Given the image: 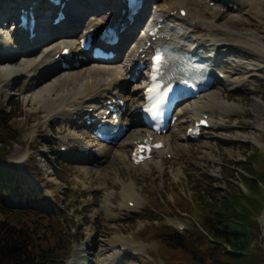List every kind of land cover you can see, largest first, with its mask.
Masks as SVG:
<instances>
[{"label":"rangeland","instance_id":"rangeland-1","mask_svg":"<svg viewBox=\"0 0 264 264\" xmlns=\"http://www.w3.org/2000/svg\"><path fill=\"white\" fill-rule=\"evenodd\" d=\"M41 1L37 0V4ZM11 2L0 0V9L6 3L10 7ZM18 2L26 4L28 0ZM111 2L114 3V0ZM164 2L168 0H154V6L159 7ZM211 4L208 6L212 7ZM149 7L150 4H145L146 9ZM7 11L12 14L14 9ZM256 12L249 11L244 17L247 19L245 23L228 22L262 37L264 14L257 15ZM9 28L10 24L0 21V33ZM140 31H145V28ZM35 54L36 51H27L21 56L28 58ZM262 65L264 67V61ZM46 77L50 78L47 74ZM241 79L239 77L237 81ZM11 83L8 89H0V107L18 116L6 127L1 125L0 133L4 135L3 130H9L7 135L13 144L4 157L9 163L30 174L23 187L28 186L34 190L32 192L40 193L35 204L55 214L60 224H57L58 230L71 243L67 261H59L57 264H67L72 260L74 245H80L89 233L103 252L102 258H111L109 264H191L183 252L164 247L152 236L159 233L163 226L177 230V226L182 225L185 230L191 224H197V214L189 215L192 211L188 213L184 206H180L183 201L189 204L193 202L194 187H200L207 178L220 179V167L225 161L242 160L249 154L245 146L256 147L264 153V118L258 127L252 124L257 120V109L252 106V101H261L264 106L263 79L251 78L246 90L228 89L221 83L213 85L208 92L216 94L229 105V112H220L224 128L211 125L196 142L174 141L175 159L170 160L164 172L155 169L152 162L138 167L131 166L127 157L124 160L108 156L95 159L87 152L83 154L75 149L72 140L81 131L71 124L70 114L65 108L60 107V97L54 101L49 98L31 100V91H27V82L23 76ZM134 83H128V87ZM188 117L189 114L184 112V116L181 115V120H178L184 123L189 120ZM69 135L70 138L67 137ZM127 136H133L132 129L119 141L126 140ZM60 141L70 143L65 152L60 151ZM129 181L135 183L139 195L138 208L131 212L121 207V190ZM216 184L223 187L218 182ZM236 185H240L238 181ZM10 201L12 204L18 203V199ZM260 229L259 239L264 249L262 222ZM145 232H151L150 236L143 235ZM108 240L113 242L116 251L120 253L119 259L113 257V250L107 245L110 242ZM132 243L143 246L133 249ZM89 255L91 258L96 257L94 264H100L97 252L91 251Z\"/></svg>","mask_w":264,"mask_h":264},{"label":"bare ground","instance_id":"bare-ground-1","mask_svg":"<svg viewBox=\"0 0 264 264\" xmlns=\"http://www.w3.org/2000/svg\"><path fill=\"white\" fill-rule=\"evenodd\" d=\"M212 1L168 0L154 10L151 9L143 23L141 17L137 15L134 22L120 33V41L114 46H109V49L117 52L118 55L110 60L95 61L87 57L77 41L79 37L75 36L88 28L96 31L105 27L106 23L113 22L117 18V13L113 12L117 8L116 3H112L111 0H80L78 4L66 9L68 17L66 23L72 30L65 35H53V33L62 32L60 28L65 23L47 27L44 16L37 11L39 9L37 0H28L24 5H21L18 0H12L10 7H7L6 3L0 9V21L6 22L11 15L8 9L11 11L14 9L15 12L19 6H31L37 20L36 34L31 40L28 39L27 32H22L21 39L16 38L13 26L0 33V89H8L12 80L23 76L27 82V91H31L29 94L31 100L40 101L49 98L50 101H54L60 97V107L65 108L70 114L71 124L76 125L75 128L81 131L79 135L72 138L75 149L83 154L87 152L95 159H105L108 156L124 160L127 157L129 164L135 166L130 160L135 146L133 141L143 138L146 132L140 124L139 114L135 111V107L143 103L141 82L145 78L146 70L142 69L138 72L135 83L131 87H128L125 80L131 68L145 53L144 50H139L150 40L146 35L149 26L151 28L159 26V37L156 42L163 41L182 52H196L207 58L211 67L210 77L214 82L209 90L218 83L228 89L246 90L251 78L264 80L262 65L264 60L260 61L261 58L264 59V34L261 37L258 33L241 30L228 22L233 21L235 24L247 22L244 17L251 10L256 12L258 9L256 14L263 15L264 0H231L230 5L214 2L212 7H209ZM52 9L57 8L53 6ZM182 9L186 12L184 16L179 13ZM123 18L124 16L121 22ZM145 25V31L141 32L140 29L143 30ZM48 36L51 37L47 38ZM129 37L132 39L131 44L127 42ZM63 48H69L72 54L69 66L64 68L54 58ZM27 51L29 53L36 51V54L28 58L22 57V53ZM76 56L79 60L73 58ZM45 72L50 78L46 79V74H43ZM239 77L242 78L241 81H237ZM117 99L123 101L124 111L121 123L132 129L133 136H127L126 140L118 141L119 143L115 145L100 143L94 139L91 130H88L90 127L93 129V124L88 127L84 124V120L87 116L102 119L110 106L119 110L120 106L116 105ZM258 103L257 100L252 101V106L257 109V120L252 124L257 127L264 118V106L261 101L260 105ZM90 107H98V109L91 113L87 112ZM228 108L226 101L208 91L195 99L186 101L174 114L184 116L185 112L189 114L190 122L186 120L180 123L181 119L177 120L164 134L157 136V140L163 141V148L156 150L151 159L137 166H147L149 162H152L155 169L164 172L170 160L175 159L174 141L176 143V140L180 139L181 143H184L186 128L198 121L202 114L207 115L210 126L224 128L220 112H229ZM184 125V130L181 132ZM251 136L250 138L254 141V136ZM67 137L70 138V135ZM69 144L67 141H60V147L69 148ZM167 154H170V160L165 158ZM121 196L123 198L121 207L124 210L131 212L138 208L139 195L133 181L125 183ZM129 200L133 202L131 208L127 204ZM261 222L264 224V212ZM90 238L89 233L87 239ZM108 241L110 242L107 245L113 250V257L119 259L120 253L116 251L113 242ZM133 244L131 248L137 249L138 246ZM82 246L75 247L73 259L69 264H94L96 257H89V252L83 251ZM95 252L98 253L97 260L100 264H109L111 258H102L103 252L99 245H96Z\"/></svg>","mask_w":264,"mask_h":264},{"label":"trees","instance_id":"trees-1","mask_svg":"<svg viewBox=\"0 0 264 264\" xmlns=\"http://www.w3.org/2000/svg\"><path fill=\"white\" fill-rule=\"evenodd\" d=\"M16 119L18 116L0 107V129ZM3 131L4 135L0 133V264L65 261L70 242L58 230L59 220L34 206L40 193L23 187L30 174L4 157L13 144L7 135L9 130ZM245 148L249 154L244 159L225 161L220 167V179L207 178L200 187H194L192 203L180 204L186 212L192 211L189 215L197 214L198 225L191 224L182 232L163 226L152 237L168 249L183 252L191 264H264L261 229L256 220L264 206V153L256 147ZM237 181L246 192L236 185ZM14 199L19 204H12L10 200ZM145 234L150 236L151 232Z\"/></svg>","mask_w":264,"mask_h":264},{"label":"water","instance_id":"water-1","mask_svg":"<svg viewBox=\"0 0 264 264\" xmlns=\"http://www.w3.org/2000/svg\"><path fill=\"white\" fill-rule=\"evenodd\" d=\"M221 2H223V3H225V2H227L228 0H220ZM264 212V208H263V210H262V213ZM259 221H260V219H259ZM84 245H85V248H87V249H90V250H96V245H95V242H92L91 243V245L89 246V245H87L86 243H84Z\"/></svg>","mask_w":264,"mask_h":264},{"label":"snow or ice","instance_id":"snow-or-ice-1","mask_svg":"<svg viewBox=\"0 0 264 264\" xmlns=\"http://www.w3.org/2000/svg\"><path fill=\"white\" fill-rule=\"evenodd\" d=\"M155 60H156L157 63H159V61H160V57L157 56V57L155 58Z\"/></svg>","mask_w":264,"mask_h":264}]
</instances>
